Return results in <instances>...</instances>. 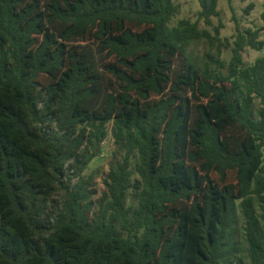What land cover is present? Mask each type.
I'll return each mask as SVG.
<instances>
[{"label":"trees","instance_id":"obj_1","mask_svg":"<svg viewBox=\"0 0 264 264\" xmlns=\"http://www.w3.org/2000/svg\"><path fill=\"white\" fill-rule=\"evenodd\" d=\"M199 2L212 25L219 0ZM178 9L0 0V264H264V56L242 54L264 27L238 24L210 71L187 46L211 33L171 26ZM111 122L122 155L95 200Z\"/></svg>","mask_w":264,"mask_h":264},{"label":"rangeland","instance_id":"obj_2","mask_svg":"<svg viewBox=\"0 0 264 264\" xmlns=\"http://www.w3.org/2000/svg\"><path fill=\"white\" fill-rule=\"evenodd\" d=\"M253 2L254 8L248 14L245 12L246 6ZM178 6V13L170 21V25H176L183 18L199 21L201 29H207L211 33V37H202L197 40H192L188 46V55L200 68L208 67L210 71L228 70V64L233 54V47L237 35V25L239 24L242 30L251 27L262 28L264 21L262 12L264 11V0H219L218 9L220 16H213V24L208 25L203 19H200L201 5L199 0H175ZM222 24L220 36H216L215 26ZM260 40H264V29L260 31ZM244 62L246 65H251L258 57L264 56V46L261 49H255L251 46H246L242 51ZM218 60L225 61L222 66ZM256 106H259V101H256ZM112 125L109 124V134L102 143L101 153L94 157L88 168L84 172L86 176H94V198L95 200L102 196L106 189L105 179L109 173L110 167L118 158H121V153L118 150L115 138L112 134ZM137 178V174L134 176ZM59 196V195H58ZM60 197V196H59ZM130 194L129 202H132ZM240 229H242L243 219L238 218Z\"/></svg>","mask_w":264,"mask_h":264}]
</instances>
